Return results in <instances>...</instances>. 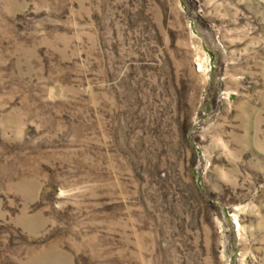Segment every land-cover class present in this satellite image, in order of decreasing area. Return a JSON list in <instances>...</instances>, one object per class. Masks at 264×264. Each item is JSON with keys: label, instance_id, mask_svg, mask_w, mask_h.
<instances>
[{"label": "rangeland", "instance_id": "374dc122", "mask_svg": "<svg viewBox=\"0 0 264 264\" xmlns=\"http://www.w3.org/2000/svg\"><path fill=\"white\" fill-rule=\"evenodd\" d=\"M0 264H264V0H0Z\"/></svg>", "mask_w": 264, "mask_h": 264}]
</instances>
